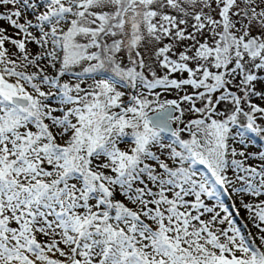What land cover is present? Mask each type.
<instances>
[{
	"label": "snow or ice",
	"instance_id": "obj_1",
	"mask_svg": "<svg viewBox=\"0 0 264 264\" xmlns=\"http://www.w3.org/2000/svg\"><path fill=\"white\" fill-rule=\"evenodd\" d=\"M256 138L264 0H0V264H264Z\"/></svg>",
	"mask_w": 264,
	"mask_h": 264
},
{
	"label": "rangeland",
	"instance_id": "obj_2",
	"mask_svg": "<svg viewBox=\"0 0 264 264\" xmlns=\"http://www.w3.org/2000/svg\"><path fill=\"white\" fill-rule=\"evenodd\" d=\"M9 33L10 34H13V30L11 29V28H9ZM255 102H257V103H260L259 101H255ZM123 147V146H122ZM253 148V149H252ZM247 151H249V152H252V153H257L256 151V147L254 148V147H251V146H249L247 149H246ZM253 150V151H252ZM252 163H254V161H251ZM236 198L235 197H233V198H231V199H229V203H227V205H229L231 208H232V204H233V200H235ZM226 205V206H227ZM237 207H239V203H238V201H237ZM232 210H233V208H232ZM234 211V213H235V209L233 210ZM245 216V213H244V211L241 209V211H240V216L239 217H237V225L238 224H243L244 225V223H245V221H244V219H243V217ZM253 231H255V230H253Z\"/></svg>",
	"mask_w": 264,
	"mask_h": 264
},
{
	"label": "trees",
	"instance_id": "obj_3",
	"mask_svg": "<svg viewBox=\"0 0 264 264\" xmlns=\"http://www.w3.org/2000/svg\"><path fill=\"white\" fill-rule=\"evenodd\" d=\"M262 144H264V142H261L258 138H256L254 140V142L250 146L251 147H254V148L256 147V150H257L256 152L258 153L259 151L262 150ZM248 163H252V162L249 161ZM223 199H224L225 204L227 205V203H229V198L228 197H224ZM227 206L229 207L230 211L233 212V215H235V213L233 211L234 209L232 210V208L229 205H227ZM238 226L241 227V228H243L244 225L243 224L242 225L241 224H238Z\"/></svg>",
	"mask_w": 264,
	"mask_h": 264
}]
</instances>
